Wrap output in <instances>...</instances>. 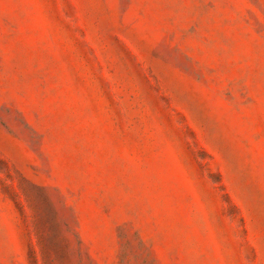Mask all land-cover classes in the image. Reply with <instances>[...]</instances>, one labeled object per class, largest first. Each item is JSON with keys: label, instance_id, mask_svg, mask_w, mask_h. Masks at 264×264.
Here are the masks:
<instances>
[{"label": "rangeland", "instance_id": "rangeland-1", "mask_svg": "<svg viewBox=\"0 0 264 264\" xmlns=\"http://www.w3.org/2000/svg\"><path fill=\"white\" fill-rule=\"evenodd\" d=\"M0 264H264V0H0Z\"/></svg>", "mask_w": 264, "mask_h": 264}]
</instances>
